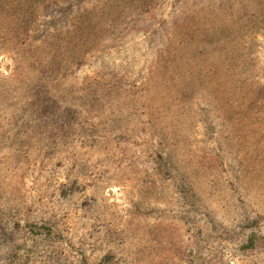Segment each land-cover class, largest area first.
I'll return each mask as SVG.
<instances>
[{
	"label": "rangeland",
	"instance_id": "obj_1",
	"mask_svg": "<svg viewBox=\"0 0 264 264\" xmlns=\"http://www.w3.org/2000/svg\"><path fill=\"white\" fill-rule=\"evenodd\" d=\"M0 264H264V0H0Z\"/></svg>",
	"mask_w": 264,
	"mask_h": 264
}]
</instances>
